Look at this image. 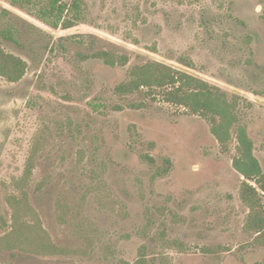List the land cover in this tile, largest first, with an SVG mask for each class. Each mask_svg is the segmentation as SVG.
Listing matches in <instances>:
<instances>
[{"label":"rangeland","instance_id":"rangeland-1","mask_svg":"<svg viewBox=\"0 0 264 264\" xmlns=\"http://www.w3.org/2000/svg\"><path fill=\"white\" fill-rule=\"evenodd\" d=\"M19 1L0 0L1 44L27 62L21 80L0 77V236L34 149L29 205L69 253L0 242V264H264L246 230L235 136L225 152L162 90L116 91L135 65L157 61L239 96L264 170V0H79L69 28L33 15L51 0Z\"/></svg>","mask_w":264,"mask_h":264},{"label":"trees","instance_id":"trees-1","mask_svg":"<svg viewBox=\"0 0 264 264\" xmlns=\"http://www.w3.org/2000/svg\"><path fill=\"white\" fill-rule=\"evenodd\" d=\"M15 7L24 9L19 0H11ZM72 11V17L66 13ZM79 0L64 3L51 0L33 15L52 27L64 28L75 26L82 20ZM1 35L8 41L16 42L12 32L2 31ZM108 63L114 61L101 53ZM125 62V61H123ZM27 70V62L21 57L7 52L0 41V77L10 82L21 80ZM142 88L160 89L167 103L184 107L190 113L205 119L210 125L212 135L219 142L223 151L229 150V144L236 138V153L232 165L244 178L240 189V199L248 207L249 214L246 230L255 232L254 241L264 246V170L255 155L254 141L247 127L241 123L238 114L239 96L231 98L225 91L209 82L189 73L175 70L167 64L151 61L135 65L130 71V78L119 84L116 91L120 94H132ZM36 151H32L26 161L23 175L14 179V187L23 193L22 197L13 196L10 203L13 208L12 226L9 232L0 236L1 246L6 250L22 249L39 255L67 254L69 249L53 243L36 212L30 207L26 186L34 168ZM153 162V159L149 157ZM167 166L163 173H167ZM31 217V221L27 220ZM144 263V262H143ZM136 262L135 264H143Z\"/></svg>","mask_w":264,"mask_h":264}]
</instances>
